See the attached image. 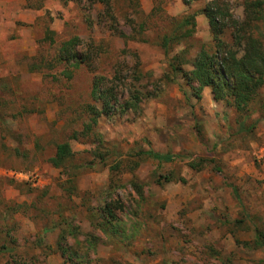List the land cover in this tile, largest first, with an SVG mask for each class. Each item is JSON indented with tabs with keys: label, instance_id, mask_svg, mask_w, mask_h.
Masks as SVG:
<instances>
[{
	"label": "rangeland",
	"instance_id": "374dc122",
	"mask_svg": "<svg viewBox=\"0 0 264 264\" xmlns=\"http://www.w3.org/2000/svg\"><path fill=\"white\" fill-rule=\"evenodd\" d=\"M188 1L0 0V264H264V87L243 114L198 97L212 0ZM226 1L241 28L264 2ZM116 74L102 112L94 82Z\"/></svg>",
	"mask_w": 264,
	"mask_h": 264
},
{
	"label": "trees",
	"instance_id": "16d2710c",
	"mask_svg": "<svg viewBox=\"0 0 264 264\" xmlns=\"http://www.w3.org/2000/svg\"><path fill=\"white\" fill-rule=\"evenodd\" d=\"M70 0H65L68 2ZM189 5L188 0H184ZM230 4L226 0H212L203 10L208 20L213 43L205 49H210L197 56L193 61V70L189 74L190 81L197 84L196 94L210 88L216 100L228 101L240 112L248 111L250 104L264 87V34L260 32L253 21L264 20V2L256 1L245 9V25L240 27L232 16H228ZM195 26L194 21L184 20L182 26ZM232 29L231 43L226 40L225 30ZM192 32H189V34ZM77 45L74 41L64 44L60 50L61 61L71 63L80 61ZM242 52V54H241ZM174 71L178 68L172 65ZM121 83V77L116 74L111 80L97 78L94 82L92 96L94 101L102 105V112L112 109L110 105L117 100L116 89ZM130 101L120 105V110L138 111L141 109V94L132 92ZM95 111L94 107H91ZM96 115L100 112L96 111ZM97 123V120H95ZM73 150L68 143L57 146L50 163L55 168L64 166L73 157ZM147 156L159 162L171 163L176 160L174 155H163L149 152ZM202 161L191 164L192 169L202 167Z\"/></svg>",
	"mask_w": 264,
	"mask_h": 264
}]
</instances>
